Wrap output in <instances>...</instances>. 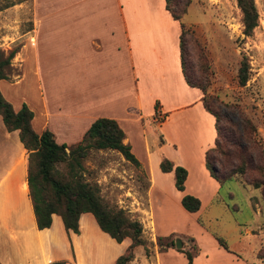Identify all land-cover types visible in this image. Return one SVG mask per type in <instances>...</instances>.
Here are the masks:
<instances>
[{"label": "crops", "instance_id": "crops-1", "mask_svg": "<svg viewBox=\"0 0 264 264\" xmlns=\"http://www.w3.org/2000/svg\"><path fill=\"white\" fill-rule=\"evenodd\" d=\"M164 5V0H32L31 27L12 38L23 40L15 64L21 72L28 64L34 66L37 92L18 96L10 86L19 78L6 86L0 79V92L13 109L24 103L32 111V129L38 134L48 130L57 143L79 142L98 117L118 123L122 142L146 174L143 193L127 191L130 198L123 200L129 212L150 215L144 226L153 227L154 234L148 233V240L172 231H157L151 221L152 193L160 198L170 187L181 212L187 211L179 199L190 194L200 202L198 212L220 186L204 165V152L215 135L214 118L203 108L200 90L183 78L178 39L182 19L172 18ZM156 109L160 121L154 118ZM143 119L156 125L159 138L152 146ZM136 122L140 131L134 132ZM163 157L185 169L182 191L172 187V171L158 168ZM140 198L145 206L136 211L132 201L139 203ZM129 242L127 237L116 242L89 212L79 215L77 232L65 231L56 214H51L48 227L37 229L27 194L26 151L17 131H7L0 120V264H50L59 259L64 264H114ZM210 247L197 246L191 264H218L214 252L230 260L229 248L214 240ZM175 250L153 246L145 257L152 264H169L161 259Z\"/></svg>", "mask_w": 264, "mask_h": 264}, {"label": "rangeland", "instance_id": "rangeland-1", "mask_svg": "<svg viewBox=\"0 0 264 264\" xmlns=\"http://www.w3.org/2000/svg\"><path fill=\"white\" fill-rule=\"evenodd\" d=\"M253 1L257 11V25L246 37L241 32L240 13L234 0H190L186 13L180 19L186 36L195 38L206 56V92L223 102L238 105L246 113L256 128L264 156V0ZM31 5L32 0H0V49L4 54L14 47L19 49L23 43V40L12 37L31 27ZM189 49L188 43L184 58L194 61ZM242 55L248 59L249 70L245 84L239 86L236 72ZM14 57L15 54L6 70V78L2 79L3 85L11 84L19 78L17 83L10 86L11 90L16 91L18 96H34L38 83L34 66L28 64L21 72L15 64L17 58ZM143 123L147 131L145 138L152 146L159 138L158 133L154 132L156 125L145 119ZM137 126V122L133 124L134 132ZM118 157L115 150L89 149L82 161L85 169L83 174L86 179L97 182L99 193L108 205L126 210L130 217L141 223L142 236L151 254L153 246L157 248L156 238L146 239L148 233L153 232V227L144 226L150 215L144 210L129 212L126 208L128 203L123 200V196L130 198L127 191L143 193L146 174L142 168L130 162H122ZM261 190L260 187L245 184L240 178L232 177L220 184L217 195L209 204L204 203L198 212L191 214L178 210L177 194L167 186L162 197L151 194V221L156 224L157 231L164 232L171 228L172 231L167 235L169 239L175 236L182 238L185 246L177 250L193 252V246L210 249V241L216 242V234L224 239L230 249L228 255L231 256L229 260V256L214 252L213 255L219 259L218 264H264V195ZM137 200L139 203L132 201L136 211L145 206L144 199ZM163 209L165 211H160ZM244 228L250 232H244ZM191 238H194L196 245ZM177 250L176 254H167L161 260L169 264H185L183 253ZM126 264L152 263L148 262L142 246L138 245L133 248V258Z\"/></svg>", "mask_w": 264, "mask_h": 264}, {"label": "trees", "instance_id": "trees-1", "mask_svg": "<svg viewBox=\"0 0 264 264\" xmlns=\"http://www.w3.org/2000/svg\"><path fill=\"white\" fill-rule=\"evenodd\" d=\"M165 9L174 19L180 20L186 12L190 0H164ZM240 13L241 32L246 37L257 25V11L253 0H234ZM180 69L185 82L201 92L203 108L214 118L212 146L204 152V165L208 173L219 184L232 177L240 178L245 184L262 188L264 195V156L257 138L256 128L246 113L234 103H226L215 95L206 92L208 82L207 59L198 42L191 35L186 36L182 23L179 24ZM189 43V51L194 61H187L184 54ZM18 51L14 47L5 54L0 49V79L6 78V70L11 58ZM249 63L242 55L237 67V84L243 86L248 78ZM32 111L21 103L14 110L0 92V120L7 131L16 130L18 140L26 151V186L31 203L35 226L37 229L50 225L51 214L59 216L65 231L77 232V220L81 213L89 212L98 228L107 233L116 242L129 238L130 242L119 254L114 264H126L133 258V248L140 245L147 257L149 250L142 236L141 223L129 216L128 212L117 206L108 205L99 193L97 182L86 179L83 172V159L89 149H112L134 166L138 161L130 152L129 146L122 142L123 131L111 118H95L84 131L75 145L66 146L57 143L48 130L36 133L31 126ZM162 172L172 171L173 185L178 191L183 190L186 171L179 165L163 157L158 163ZM180 206L187 212L198 210V198L183 193L179 199ZM216 243L229 250L226 242L214 234ZM158 251L173 247V239L168 236L156 237ZM177 250L183 253L186 262L191 264L197 253ZM260 256V254H258ZM264 256V254L262 255ZM63 259L51 261L50 264H64Z\"/></svg>", "mask_w": 264, "mask_h": 264}, {"label": "water", "instance_id": "water-1", "mask_svg": "<svg viewBox=\"0 0 264 264\" xmlns=\"http://www.w3.org/2000/svg\"><path fill=\"white\" fill-rule=\"evenodd\" d=\"M184 246L185 245H184V241L182 240V238H180L178 236H175L174 239H173V247L175 249H181Z\"/></svg>", "mask_w": 264, "mask_h": 264}, {"label": "built area", "instance_id": "built-area-1", "mask_svg": "<svg viewBox=\"0 0 264 264\" xmlns=\"http://www.w3.org/2000/svg\"><path fill=\"white\" fill-rule=\"evenodd\" d=\"M154 118L157 121H160V119H161V115H160V113H159V111L157 109L154 112Z\"/></svg>", "mask_w": 264, "mask_h": 264}]
</instances>
